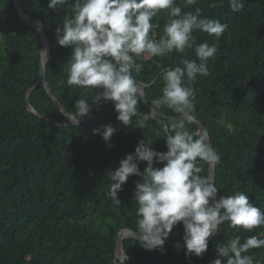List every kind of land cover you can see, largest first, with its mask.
Listing matches in <instances>:
<instances>
[{
  "label": "trees",
  "instance_id": "obj_1",
  "mask_svg": "<svg viewBox=\"0 0 264 264\" xmlns=\"http://www.w3.org/2000/svg\"><path fill=\"white\" fill-rule=\"evenodd\" d=\"M176 2L184 12L200 8L201 18L219 20L227 29L218 40L194 30L193 49L138 58L143 69L134 76L150 84L145 89L146 104L138 105L139 116L149 115L152 100L162 95L161 68L183 67V59L199 63L195 46L215 44L218 51L208 61L209 75H198L191 84L197 120L220 156L215 186L218 196L246 193L264 211V0H243L240 12L231 11L228 0L223 6L219 0H197L190 6ZM214 2L217 6L210 7ZM48 4L49 0H20L23 14L42 23L49 41L54 61L46 68L48 89L77 118L75 102L85 99L91 104L100 90L67 85L71 49L57 44L55 32L71 9L65 5L52 10ZM165 22L163 13L158 14L149 34L155 32L159 39ZM41 49L39 33L20 20L13 0H0V264H113L118 233L122 229L136 233L137 204L132 197L140 178L130 176L122 185L117 206L107 196L109 173L134 153L140 140L151 139L155 151L166 152L162 125L178 116L163 108L143 128L135 123L124 127L116 119L113 103L101 100L89 120L69 125L42 84L27 96L38 78ZM109 124L117 128L111 147L101 135L93 134V129ZM188 130L201 134L195 124ZM145 167L146 162L139 163L141 172ZM208 172L204 164L201 177L207 178ZM183 233V225H176L169 241L183 242ZM237 235L242 242L252 235L264 238V228L248 232L229 228L225 222L199 258L186 257V250L175 252L168 243L163 251H146L139 241L126 239L123 249L128 264H211L217 244ZM246 254L253 256L254 264H264V248Z\"/></svg>",
  "mask_w": 264,
  "mask_h": 264
},
{
  "label": "clouds",
  "instance_id": "obj_2",
  "mask_svg": "<svg viewBox=\"0 0 264 264\" xmlns=\"http://www.w3.org/2000/svg\"><path fill=\"white\" fill-rule=\"evenodd\" d=\"M219 2L223 6V0ZM183 3L195 5L197 0ZM65 5H69L71 15L64 17L55 35L60 47L71 49L66 69L68 86L99 89L95 100L111 101L116 119L124 127L135 123L143 128L149 119H157L163 108L178 116L177 120L162 125L166 152L155 151L151 139L140 140L134 153L126 155L109 173L112 183L107 196L117 206L121 204L118 192L123 190L122 185L130 176L140 178L132 199L137 204L135 236L141 247L146 251H163L173 228L182 224L185 256L199 258L207 252L209 238L218 235L225 222L229 228L240 227L248 232L264 228V211L254 206L246 193L218 196L215 184L201 177L203 165L218 164L220 156L206 135L195 136L188 130V125L197 121L191 84L198 75H209L208 61L218 51L215 44L205 42L195 46L199 63L183 59V67L161 68L162 95L152 100L149 115L139 116L138 105L145 101V93L135 78L143 69L137 59L193 49L194 30L218 40L227 25L201 18L198 7L194 12H184L176 0H73L71 4L69 0H49L48 8L58 10ZM228 5L233 12H240L245 6L243 0H228ZM216 6L215 2L210 5ZM160 13L166 22L162 35L156 39L155 32L149 33L154 27L151 21ZM74 109L77 118L72 123L79 124L89 116L91 104L78 99ZM116 132L117 128L111 124L93 129V134L101 135L109 147ZM140 162H146L143 172L139 169ZM254 248H264V238L252 235L242 242L237 235L225 244H217V257L211 264H254L253 256L246 254Z\"/></svg>",
  "mask_w": 264,
  "mask_h": 264
},
{
  "label": "water",
  "instance_id": "obj_3",
  "mask_svg": "<svg viewBox=\"0 0 264 264\" xmlns=\"http://www.w3.org/2000/svg\"><path fill=\"white\" fill-rule=\"evenodd\" d=\"M13 2H14V8H15L17 16L20 18V20L22 22H24L30 28L36 30L39 33V35L41 37V43H42V49H41V52H40V66H39L38 78H37V81H36L35 85L32 88H30L27 96H29L30 92L34 88H36L39 84H42L43 88L46 90V92L50 96L54 107L58 108L68 118V120L70 122L69 125L75 126V125H79V124H82V123L86 122L87 120H89L92 117L95 108L97 107V105L99 104V102L102 99H100V100H95L94 99L95 101L94 100L92 101V103H91V111H90L89 116H87L86 118L82 119L79 124L72 123L76 118L70 116L66 112V110L60 105V103L57 101V99L51 95V93H50V91L48 89V86H47L46 68H47L49 63L54 61V59H53V57L51 55V49H50L49 41H48L47 36L45 34L43 25H42V23L40 21H34V20L28 18L27 16H25L23 14V12L21 10V6H20V0H13ZM137 82L143 88L144 93H145L146 87L150 86V84L147 85V84H144V83L139 82V81H137ZM144 104H146V100L144 101ZM27 108H28V110L31 113L36 115V113L34 112V110L31 108V106L29 104H27ZM177 119L178 118H176V120ZM194 124L198 127L200 133H203L204 135H206L208 137L209 144L212 147L209 134H208L207 130L205 129V127L198 120ZM207 178L210 180V182L215 184V165L209 166V172H208V177ZM215 235L216 234H213L209 238L208 243L211 242L214 239ZM170 237H171V235L166 239L165 243H168L172 247L173 251L180 252V251L186 250V248L184 246V242H171V241H169ZM126 239L137 240V238L135 236V232H133L131 230H128V229H122L118 233L117 241H116V244H115V260H114L115 264H125L127 256H126V253H125V251L123 249V241L126 240ZM177 243H179V245H180L179 247L176 246ZM120 249H123V251H124V254H125V259L124 260H121V259L118 260L117 259V253L120 251ZM126 264H128V262H126Z\"/></svg>",
  "mask_w": 264,
  "mask_h": 264
},
{
  "label": "bare ground",
  "instance_id": "obj_4",
  "mask_svg": "<svg viewBox=\"0 0 264 264\" xmlns=\"http://www.w3.org/2000/svg\"><path fill=\"white\" fill-rule=\"evenodd\" d=\"M117 259L118 260H124L125 259V254H124V251L123 249H120V251L117 253Z\"/></svg>",
  "mask_w": 264,
  "mask_h": 264
}]
</instances>
